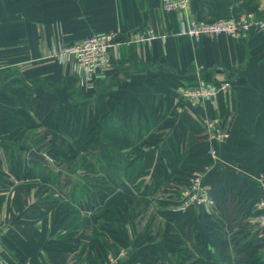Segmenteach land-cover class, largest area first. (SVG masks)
<instances>
[{
	"label": "crops",
	"instance_id": "obj_1",
	"mask_svg": "<svg viewBox=\"0 0 264 264\" xmlns=\"http://www.w3.org/2000/svg\"><path fill=\"white\" fill-rule=\"evenodd\" d=\"M243 11L264 16V0H190L186 14L215 20ZM184 17L161 0H0V264H235L222 201L241 191L252 216L264 212L255 207L264 196V28L243 39H193L178 33ZM149 29L166 36L132 40ZM109 30L120 44L92 86L50 56ZM198 80L229 86L192 102L180 88ZM61 110L81 115L88 136H101L106 123L115 136L78 150L44 123ZM218 132L228 136L215 139ZM103 144L115 150L110 165ZM18 149L35 177L10 170ZM195 170L213 202L176 209L183 187L171 183ZM119 195L122 216L106 213ZM87 196L99 203L78 206Z\"/></svg>",
	"mask_w": 264,
	"mask_h": 264
},
{
	"label": "built area",
	"instance_id": "obj_2",
	"mask_svg": "<svg viewBox=\"0 0 264 264\" xmlns=\"http://www.w3.org/2000/svg\"><path fill=\"white\" fill-rule=\"evenodd\" d=\"M190 0H161L165 10H178L185 12V17L180 21L179 34H184L193 39L200 36H218L226 34L234 39H243L255 29L264 28V16H257L250 11H243L236 15L219 17L215 20H205L187 15ZM116 31H100L87 36L71 44H61L54 48L51 57H55L61 63H70L72 70L79 78L82 86H92L95 73L109 62L110 52L116 49L120 41H117ZM165 34H157L153 30H145L135 35L133 41H144L157 37H165ZM5 66L0 63V72ZM229 86L228 81H223L220 85L207 83L198 80L192 85H183L180 88L181 95L198 102L210 99L220 89ZM227 133L218 132L215 139H224ZM210 154L215 156L216 150L210 149ZM49 161L53 158L48 156ZM204 173L201 170L193 171L187 179V184L181 191V202L176 209H183L191 205L211 204L213 199L207 194L204 183ZM261 186L264 189V176L261 178ZM257 209L264 208V196H261L256 203ZM250 221L259 225H264V212L255 216H250Z\"/></svg>",
	"mask_w": 264,
	"mask_h": 264
},
{
	"label": "trees",
	"instance_id": "obj_3",
	"mask_svg": "<svg viewBox=\"0 0 264 264\" xmlns=\"http://www.w3.org/2000/svg\"><path fill=\"white\" fill-rule=\"evenodd\" d=\"M73 110H75L74 107H72V111ZM72 115L71 118H67L64 110H61L55 114H49L47 118H45L44 123L71 137L78 150H85L89 153V149L92 148L94 143H96L97 140L99 141L100 138L102 141H110V139L115 136L114 131L116 129L112 128L108 123H106L103 132H101V136H88L84 133V119L82 116H74V112H72ZM43 145L49 152L50 148L48 142H44ZM21 151L24 153V150L18 149V154L12 158L10 170L18 179L33 178L36 176V170L34 166L28 164L25 158L22 157ZM100 153L107 160L108 165H110L111 159L115 156V150L111 149V146L103 144ZM90 157L95 158V155L90 154ZM56 160H59L58 157H56ZM90 166L93 167L97 165L90 163L85 167L88 168ZM148 167L149 162L146 161L136 164L133 169L134 177L138 178L140 175L147 172ZM100 168L102 169L103 167L100 166ZM48 172H46V175L43 177L44 181L48 179ZM187 179L188 178L174 179L171 186L175 187L178 185L179 187H185ZM124 198L125 195H119L114 200L110 201L107 204L110 208L106 213H111V208H114L113 211L117 212L119 216H122V206L125 201ZM82 199L83 202L81 203L76 197L74 198L75 201H78L77 203L80 207H84L83 205L93 207L99 203L98 198H89L87 196L82 197ZM111 205H113V207H111ZM219 212L220 215L230 222L232 226V243L236 251L235 264H264V243H256L257 237L262 230H264V225H259L256 222L250 221L252 212L251 206L249 205V199L246 198L241 191L231 189L226 198L222 201Z\"/></svg>",
	"mask_w": 264,
	"mask_h": 264
},
{
	"label": "water",
	"instance_id": "obj_4",
	"mask_svg": "<svg viewBox=\"0 0 264 264\" xmlns=\"http://www.w3.org/2000/svg\"><path fill=\"white\" fill-rule=\"evenodd\" d=\"M29 155H30L33 159H37V160H39V161H41V162H44V163L47 162V158H46V156H45L44 154H42V153L37 152V151L34 150V149H31V150L29 151Z\"/></svg>",
	"mask_w": 264,
	"mask_h": 264
}]
</instances>
